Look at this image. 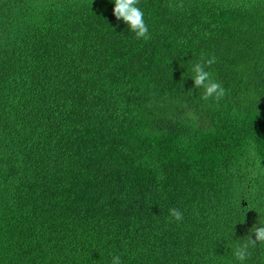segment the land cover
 I'll return each mask as SVG.
<instances>
[{
	"label": "trees",
	"instance_id": "16d2710c",
	"mask_svg": "<svg viewBox=\"0 0 264 264\" xmlns=\"http://www.w3.org/2000/svg\"><path fill=\"white\" fill-rule=\"evenodd\" d=\"M138 7L147 40L114 0H0V264H239L264 221V0Z\"/></svg>",
	"mask_w": 264,
	"mask_h": 264
},
{
	"label": "clouds",
	"instance_id": "9594fccd",
	"mask_svg": "<svg viewBox=\"0 0 264 264\" xmlns=\"http://www.w3.org/2000/svg\"><path fill=\"white\" fill-rule=\"evenodd\" d=\"M138 4L139 0H114L113 14L117 20H122L128 26L137 39L147 40L150 38L149 28L144 20V12L138 7ZM181 6L179 3L170 4V7L174 9ZM215 60L214 55L206 59L201 58L193 65L191 78L194 81L193 88L203 90L201 95L203 100L211 99L218 102L224 97L225 89L219 81L212 78V73L207 70L215 63ZM259 163L257 160V167H259ZM168 217L170 220L180 222L183 220V212L179 208L171 207L168 209ZM257 224H253L249 229L246 241L233 249V256L239 261V264H244L248 259L250 247L254 248L258 243L264 244V221L257 222ZM111 264H122L121 256L113 254Z\"/></svg>",
	"mask_w": 264,
	"mask_h": 264
}]
</instances>
